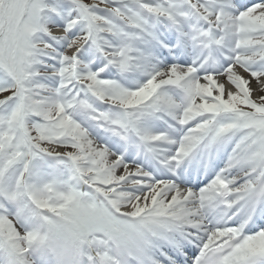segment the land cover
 Instances as JSON below:
<instances>
[{"label":"snow or ice","instance_id":"1","mask_svg":"<svg viewBox=\"0 0 264 264\" xmlns=\"http://www.w3.org/2000/svg\"><path fill=\"white\" fill-rule=\"evenodd\" d=\"M0 264H264V0H0Z\"/></svg>","mask_w":264,"mask_h":264}]
</instances>
